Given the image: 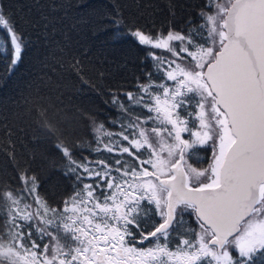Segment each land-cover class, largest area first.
Instances as JSON below:
<instances>
[{"label":"snow or ice","instance_id":"obj_1","mask_svg":"<svg viewBox=\"0 0 264 264\" xmlns=\"http://www.w3.org/2000/svg\"><path fill=\"white\" fill-rule=\"evenodd\" d=\"M198 15L187 35L126 25L171 58L149 52L160 81L112 97L118 131L91 119L96 159L74 157L88 142H70L71 121L40 113L73 191L53 206L28 169L0 189V264H264V0H205ZM0 32L10 73L28 42L2 10ZM197 145L207 167L189 162Z\"/></svg>","mask_w":264,"mask_h":264},{"label":"trees","instance_id":"obj_2","mask_svg":"<svg viewBox=\"0 0 264 264\" xmlns=\"http://www.w3.org/2000/svg\"><path fill=\"white\" fill-rule=\"evenodd\" d=\"M204 3L205 0H0V10L28 42L22 60L10 73L6 71L7 53L0 55V189L8 186L15 191L21 186L20 172L28 169L37 177L39 193L51 205L62 206V201L72 194L75 177L64 175L67 161L56 147L57 137L47 132L45 117L40 113L47 111V119L53 123L71 121L75 130L70 142H88L84 151L74 149V157L96 159L98 154L88 150L93 142L91 119L118 131L119 126L114 128L110 123L118 115L111 104L112 97L118 95L126 102L127 92H136L139 84L149 80L159 82L163 76L149 56V52L159 53L158 50L140 45L127 26L134 25L153 35L160 31L166 34L169 28L187 35L201 23L198 13ZM117 18L123 19L125 25L117 28ZM77 60L89 85L83 84L70 67ZM201 156L192 155L191 161ZM152 218L159 220L158 216ZM184 220L195 227L192 216L185 214ZM138 240L139 237L130 243L140 244ZM147 244L145 241L140 245Z\"/></svg>","mask_w":264,"mask_h":264},{"label":"rangeland","instance_id":"obj_3","mask_svg":"<svg viewBox=\"0 0 264 264\" xmlns=\"http://www.w3.org/2000/svg\"><path fill=\"white\" fill-rule=\"evenodd\" d=\"M148 47H150V46H148ZM154 50H158V52L159 53L161 52L165 57L171 58L169 53L162 52V50H159V49H154ZM166 83H171V82L166 81ZM185 136H187V134H185ZM189 151L191 153H194L197 151V153H194L195 156H197V154L200 155V153L202 154L201 158L198 161H191L192 155H190L189 162L192 163L193 166H195V167H207V165L209 163V159H211L210 149H207L206 147H202V146L197 145L193 149H190ZM135 246L140 247V248H144V247H148L149 244L142 246V245L136 243Z\"/></svg>","mask_w":264,"mask_h":264}]
</instances>
